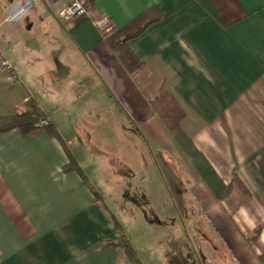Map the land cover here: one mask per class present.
<instances>
[{
  "label": "crops",
  "instance_id": "obj_1",
  "mask_svg": "<svg viewBox=\"0 0 264 264\" xmlns=\"http://www.w3.org/2000/svg\"><path fill=\"white\" fill-rule=\"evenodd\" d=\"M83 2L91 17L66 20L69 0H0V53L16 76L0 75V118L33 102L48 121L0 133V264H134L107 244L120 235L137 264H182L189 253L264 264V0ZM133 23L144 29L123 42L131 72L103 31ZM166 97L218 197L169 130ZM142 136L186 168L172 176L170 208L163 193L134 192L151 184L130 163ZM101 151L129 163L116 159L90 183L84 168Z\"/></svg>",
  "mask_w": 264,
  "mask_h": 264
},
{
  "label": "rangeland",
  "instance_id": "obj_2",
  "mask_svg": "<svg viewBox=\"0 0 264 264\" xmlns=\"http://www.w3.org/2000/svg\"><path fill=\"white\" fill-rule=\"evenodd\" d=\"M162 109V113L167 114L168 116H176L175 107L173 103L166 97V99L162 100V104L160 106ZM46 119V118H44ZM144 135V134H143ZM127 156V154H125ZM131 155L133 159L131 158ZM124 154H120L119 158L117 155L113 154L112 152L108 151H101L98 153H92L89 155L88 163L85 166V173H87L89 177L90 183L93 180H97L98 175H104V173L108 174L113 171L111 164L119 159L120 161L127 162V159L123 157ZM134 161L135 166H137L136 171L138 172L136 177H146L150 179V185L146 183L145 185L141 184L140 182L134 185L133 189L136 195L139 196V199H143L145 192L150 193L151 195H159L163 193V196L167 197V205L170 208L171 201L172 203L176 200V187L175 181H172V176L181 178L183 171L186 170L182 167L179 159H176L175 154L168 150L166 151H159L147 138L142 136V138L138 139V143L135 146V150L132 151L130 154V163ZM171 167L167 168L166 163ZM129 163V161L127 162ZM126 164V163H125ZM120 174L124 177H130L132 174L130 170L123 167L120 170ZM184 176V175H183ZM96 185H94L95 187ZM179 186V185H178ZM180 188L185 187L184 194H188L190 186L185 182L183 185L179 186ZM127 186H122L121 189L122 193H127L126 190ZM150 190V192L147 191ZM163 189V191H162ZM166 195H165V194ZM171 197V199H170ZM177 201V200H176ZM189 241H194L190 233L187 231ZM161 234H155L154 237L158 240L160 239ZM169 240V239H168ZM183 241V240H182ZM187 241L185 240L184 243ZM182 264H206L204 260H199L198 262L195 260L194 257L189 253L187 254L183 260Z\"/></svg>",
  "mask_w": 264,
  "mask_h": 264
},
{
  "label": "trees",
  "instance_id": "obj_3",
  "mask_svg": "<svg viewBox=\"0 0 264 264\" xmlns=\"http://www.w3.org/2000/svg\"><path fill=\"white\" fill-rule=\"evenodd\" d=\"M85 7H88L87 3H84ZM135 26V28H134ZM144 29V26H141L140 28L136 29V23L130 24L129 26L116 30L115 28H109L108 31L104 32L103 35L106 37V40L109 42V45L111 49L117 54L119 60L122 62V64L132 72L134 68L133 61L130 56V54L125 49V46L123 45V42L138 37ZM179 116L180 115H173L168 116L167 114L165 117L167 118V125L169 127V130L173 131V136L175 141L180 145L183 150L186 149L184 146V139L180 136V131L178 127L179 122ZM46 118L45 115L39 108L33 103H28V111L20 114V115H13V116H7L0 118V133L6 132L11 129H19L21 133H31L36 132L41 128H46V126L38 127L37 124L42 119ZM185 153L188 155L192 163L195 164V169L199 172L201 177L205 179V183H207V186L211 188L214 195L216 197L219 196V192L215 189V186L210 182V180L207 178L208 174L211 173L210 169L208 168H201L196 161L199 160L197 154L193 151L188 152L184 150ZM201 159V158H200ZM75 167L73 162H70L65 168L73 169ZM217 181V180H216ZM216 183V182H215ZM219 184V182H217ZM221 186V184H219ZM227 191V192H226ZM229 189L223 191L226 195L228 194ZM107 244L115 246V247H121L123 249V252L125 253L126 257L133 262L134 264H137V258L135 257V254L132 251V248L128 244L126 238L123 235H120L119 238L115 242H107Z\"/></svg>",
  "mask_w": 264,
  "mask_h": 264
},
{
  "label": "built area",
  "instance_id": "obj_4",
  "mask_svg": "<svg viewBox=\"0 0 264 264\" xmlns=\"http://www.w3.org/2000/svg\"><path fill=\"white\" fill-rule=\"evenodd\" d=\"M92 11L91 9L84 6L83 0H69V5L59 13V16L63 19H71L74 17H91ZM95 24H97L95 22ZM7 74L8 78L12 80H16V76L12 70L10 63L3 57L0 53V75ZM48 124L47 119H42L37 124L38 127H43Z\"/></svg>",
  "mask_w": 264,
  "mask_h": 264
}]
</instances>
